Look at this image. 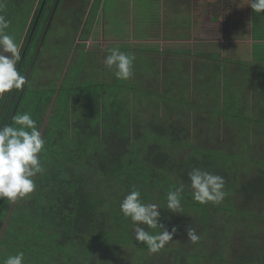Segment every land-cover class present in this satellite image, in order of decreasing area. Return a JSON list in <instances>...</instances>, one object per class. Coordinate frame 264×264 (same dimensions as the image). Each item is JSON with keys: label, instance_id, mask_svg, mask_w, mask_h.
Segmentation results:
<instances>
[{"label": "trees", "instance_id": "trees-1", "mask_svg": "<svg viewBox=\"0 0 264 264\" xmlns=\"http://www.w3.org/2000/svg\"><path fill=\"white\" fill-rule=\"evenodd\" d=\"M41 1L4 0L0 14L10 21L7 33L14 39L19 38L20 58ZM55 1L43 2L18 69L25 78ZM212 1L195 0L191 8L190 0L187 3L177 0L174 1L176 11L172 12H179L183 5L188 10L197 11L200 10L199 4L201 9L217 5L226 11L231 10L232 2L245 6V0ZM101 2L93 0L92 6L97 10ZM93 11L92 18L97 13ZM197 15L194 17L195 26L199 23ZM84 23L87 25V21ZM27 85L14 117L26 110V93L38 92L28 89ZM51 90L52 94L55 93V89ZM20 93L21 89L13 90L0 98V125L9 124ZM64 93V103L63 100L60 103L62 109V105L56 106L54 102L57 92L45 106L41 102L35 103L32 118L36 120L45 140L40 153L45 171L35 178L36 189L28 197L18 199L15 203L0 200V259L23 251L24 264H165L170 255L174 256L171 264H224L226 233L230 231L231 225L228 228L223 223L218 225L214 234L220 232V237L216 243H209L215 238L208 236L206 246L212 245L210 252H206L201 247L204 244H199V241L195 244L187 241V229L194 228L198 235V232L209 234L211 213L215 214L218 209L235 212L232 209L234 194H240L241 207H256L258 202L264 203V154L255 152L251 156L253 158L244 159L257 161V165L253 163L254 171L242 181L239 176L244 170L243 157L237 156L235 151L226 150L224 146L236 142L232 139L222 141L217 137L220 143H214L215 147L205 146L204 142L189 138L187 126L175 122L172 116L165 115L160 127L154 124L155 120L151 122L148 119L146 111L143 113L148 120L143 123L142 131L139 118L131 116L127 109L129 104L125 103L124 109L122 105L117 107V103H111L110 109L106 110L108 107L104 105L99 108L95 95L81 98L79 94ZM38 113L40 118L36 117ZM148 127L152 129L149 134ZM163 136L169 143L161 142ZM191 142H195V145ZM238 144L242 146L243 140L238 141ZM257 156L260 157L255 158ZM193 167L224 178L226 195L222 202L201 204L192 198L187 173ZM181 185V212L174 214L166 209V194L170 188ZM134 188L141 191L144 203H155L161 207L158 209V223L163 226V230L171 232L173 227L176 228L172 240L168 242L171 246L165 245L157 253L149 252L146 245L135 241L129 219L123 217L119 210L124 196ZM229 201L231 208L229 204L228 209L221 208ZM196 210L199 212L198 223L197 217L189 212ZM251 211L260 219L264 216V210L259 207L240 210L238 213L246 215L251 214ZM259 222L254 221L252 229L244 231L243 237L247 232L244 242H236L239 248L236 247L238 253L235 255V264H264V225L257 226ZM146 230L152 234L160 231L151 228ZM258 238L263 242L260 247L256 243ZM123 248L126 251L131 249L132 253L125 255Z\"/></svg>", "mask_w": 264, "mask_h": 264}, {"label": "rangeland", "instance_id": "rangeland-1", "mask_svg": "<svg viewBox=\"0 0 264 264\" xmlns=\"http://www.w3.org/2000/svg\"><path fill=\"white\" fill-rule=\"evenodd\" d=\"M184 1L187 3V0ZM193 1L195 0H190L189 2L191 8L194 6ZM163 2L164 0H102L100 6L96 10L95 7L92 6L93 0H62V2L56 7V13L37 55L38 59H36L33 66L31 77L29 76L30 80L28 79V85L26 83L28 89L37 90L38 92L26 93L28 106L24 113H29L33 116L35 103L41 102V105L45 106L50 97H52L53 100L56 92L58 96L54 99L55 105H62L60 103H62L63 96H65L64 92L68 91L75 95L79 94L81 98L84 95H95L98 98L96 100L100 105L99 108H102L104 105V107H108L106 110L110 109L111 103H117V107L122 105L124 109L126 108V104H129L127 109L130 110L131 116L139 118L142 131L144 130L142 125L148 119L151 122L155 120L156 122H154V124L161 127V121L168 112L169 104H166V99L161 97L165 95L164 93L157 96L159 93L158 69L160 67L158 66V61L160 56L159 54H155V58L154 55L149 52L154 51V48L152 45L147 44V40L156 39L159 43V40L164 38V36L178 35L181 33L180 29L176 28L177 25L172 24L173 19L169 20L168 15H165L166 11L165 13H162L161 10H165L161 9L164 8L162 6ZM230 5V11H234L236 14H233L232 16L229 15L228 20L231 22V24H229L231 27L236 26L240 20H245L250 12L253 11L247 5L242 6V3L232 2ZM237 5L242 7H238ZM91 6L92 10H90ZM199 6L200 10L198 11L188 10L186 5H183V8L180 9H184L190 17L199 13V19L201 17L202 22L207 13L203 11L204 8L201 9V4H199ZM155 7L157 11L156 9L153 10ZM93 10L97 11V13L92 18L95 13ZM166 10L170 11V8L167 7ZM152 13L159 16L162 21L157 22V24H150L149 19L150 14ZM85 21H87V25H85ZM165 25H167V27L163 28L162 26ZM133 26L135 27L130 29ZM152 26H155V28L152 29ZM189 29H191V27ZM85 30L89 31V33L85 32ZM138 35L140 43L136 44L138 42H136L133 37L138 40ZM83 39H86V41H82ZM15 40L17 42L19 38H16ZM179 40L180 39H175L173 43H178ZM131 45L133 46L129 48L128 46ZM113 48H118L122 52L135 56L132 65V76L128 80H117L113 75V70L107 69L104 66V57ZM167 48H170L169 45L163 48V50H166ZM101 52H103V54ZM35 53L36 49L34 50V55ZM214 57L218 58V55H215ZM168 62L169 64H173L175 61L169 60ZM260 64L263 63L259 62L254 64V66ZM206 65L210 67H219V63L215 61H210ZM263 69L264 65H262L260 69H254L255 73L251 76V79L256 86H258L257 80L259 81L260 77L263 75ZM240 73L242 77H248L246 72ZM210 74L214 77L212 80H214L217 85L220 81L218 72L215 71L214 73L213 71ZM227 78L228 77L226 76L225 79H221V90L216 89L217 93L221 94L220 101L223 98H227L229 91L237 85L236 78L229 81ZM246 82L247 80H244L245 84L248 83ZM225 84L226 87H224ZM149 87H151L152 90ZM51 89H55V93L52 94ZM256 92L258 96H264V88H261L260 91L257 89ZM100 93H102V97ZM204 93L210 98L212 107L219 105L220 101L215 95L210 93L207 89H204ZM243 93H245V90H243ZM246 95L248 98L249 95ZM185 96L189 98L187 91H185ZM244 102L245 104H249L250 97L246 101L245 95L241 96V99L238 95L231 99L228 98L227 101L221 105L222 112L216 114L217 116L222 115L224 117L223 123L227 126V129H229V131L227 130L229 135L224 136V141L231 139L236 141L235 143H232V145H224L225 149L237 152V156L243 157V160L253 158L251 156L255 155V152L258 154H264V138L260 135L259 137L256 135L251 136V125L255 123V119L252 117L253 115L251 113L249 114L247 110L241 108L240 105ZM182 104L184 103L182 102ZM174 106H176V104H174ZM47 107L50 108L49 106ZM62 108L63 105L60 106V109ZM139 110H141V113L146 111L148 119L145 118V113H143V115H140L141 113H139L138 115L137 112ZM41 111H44V109ZM39 113L36 117L40 118L41 115ZM256 113L260 115L259 112ZM48 115L49 114L47 113L46 117H48ZM228 119L236 120V122H238H235L237 129H233V126L230 123L231 120L229 121ZM247 119H251L252 121L250 122ZM131 123L132 121L129 122V124ZM262 127H264V125ZM255 128L256 127L253 129ZM145 129L147 130V128ZM257 130H260V125H257ZM147 131L149 134L152 132V129L148 127ZM237 134L241 138H239ZM152 139H154V137ZM240 140H243V145H236ZM161 142L165 144L166 142L169 143L168 139L164 136L161 138ZM192 144L195 145V142ZM212 144L213 143L208 142L204 145L215 147V145ZM168 150H170V148H168ZM258 157L260 156L255 158ZM242 163V168L244 170L241 172L239 179L243 181L254 171V164L257 165V161L253 162V160H244ZM233 196L232 209L236 213H228L218 209L219 211H216L215 214L211 213L210 215V217H212L210 221L212 226L209 228V234L202 235L201 232H198L200 236L199 244H204L201 247H203L206 252H210L212 250V245L206 246L208 236L212 235L215 238L209 243H216L220 237V232L214 234L218 229V225L223 223L227 225V228L228 225H231L230 231L226 233L227 245L224 248V264H235V255L238 253L236 247L239 248L237 243L238 241H245L244 237L246 239L247 232L244 234V237L243 233L245 230L249 231L252 229L251 226L254 225V221H260L257 226L264 225V216L261 217V220L257 215L253 214V211H251V214L246 215L238 213L240 210H250L257 207L264 210V203L261 204L258 202L256 207L255 205L241 207L240 194H234ZM228 204L229 208H231L230 201L225 204L226 206L221 208L228 209ZM189 212L190 215L197 217L198 223L199 212L197 210ZM248 234L249 236L251 235L249 232ZM261 241L262 240L258 238V241L256 242L257 246L260 247V245L263 244ZM166 246H171V243H167ZM217 246H219V244ZM122 251L125 255H130V253H132L131 249H127L126 251L123 248ZM173 259L174 256L170 255L165 264H171Z\"/></svg>", "mask_w": 264, "mask_h": 264}, {"label": "crops", "instance_id": "crops-1", "mask_svg": "<svg viewBox=\"0 0 264 264\" xmlns=\"http://www.w3.org/2000/svg\"><path fill=\"white\" fill-rule=\"evenodd\" d=\"M174 1L177 0H164L162 5L164 8L161 9L165 10L161 11L162 13L166 11L165 15H168L169 20L173 19L172 24L177 25L176 28L180 29L181 33L158 39L160 44L156 39L147 40V44L152 45L154 48V51L149 52L155 58V54L160 56L158 61L160 67L158 69L159 93L157 96L164 93L165 95L161 97L165 98L167 103L171 105L170 109L174 107L172 111L168 109L165 115H170L175 122L179 121L182 125L187 126L189 138L204 143L217 144L220 143L217 137L223 141L224 136L229 135V129L223 123L224 117L216 115L218 112H222L221 105L228 98L231 99L238 95L241 99V96L245 95V101L250 97V102L249 104L241 103L240 106L242 109L247 110L249 114L251 113L255 119V123L251 125V136L256 135L259 137L260 135L264 138V130H262L264 129L262 127L264 125V96H258L256 92L257 89L260 91L261 88H264V69L263 75L259 81L257 80L258 86L251 79L255 70L264 65V12L257 16L251 11L245 20L242 19L236 26L231 27L229 26L231 22L228 19L229 15H236L234 11H226L223 7L217 5L208 8L206 6L203 7V11L207 13L203 18L204 20H202L203 23L201 17L199 19L200 15H197L199 23L197 22L195 26L193 24L195 16L190 17L182 9L177 13L172 12L176 11ZM167 7L170 8V11L166 10ZM155 9L156 7L153 10ZM155 14H150V24H157V22L162 21ZM162 27L166 28L167 25ZM190 27L191 29H189ZM154 28L155 26H152V29ZM133 38L138 42L136 44L140 43L139 35L138 40L135 37ZM175 39L180 40L174 44ZM82 41H86V39ZM168 45L170 48L163 50ZM132 46L128 47L131 48ZM101 53L103 54V52ZM215 55H218V58H215ZM169 60L175 62L169 64ZM210 61L219 63V67L207 66L206 64ZM259 62L263 64L256 65L257 67L254 66ZM213 71L214 73L215 71L218 72L219 75L220 81L217 85L212 80L214 77L210 74ZM240 72H246L248 77H242ZM226 76L228 81L236 78L237 85L234 84L235 86L229 91L227 98L220 101L221 94H218L216 89L221 90V79H225ZM244 80H247L248 83L245 84ZM224 87H226V84ZM149 88L152 90L151 87ZM204 89H207L219 99V105L211 106L212 102L204 93ZM243 90H245V93H243ZM185 91H187L189 98L185 96ZM246 94L249 95L248 98ZM100 95L102 97V93ZM256 112H259L260 115ZM230 120L233 129H237L236 120ZM247 120L252 121L251 119ZM257 125H260V130H257ZM254 127L256 128L253 129Z\"/></svg>", "mask_w": 264, "mask_h": 264}, {"label": "clouds", "instance_id": "clouds-1", "mask_svg": "<svg viewBox=\"0 0 264 264\" xmlns=\"http://www.w3.org/2000/svg\"><path fill=\"white\" fill-rule=\"evenodd\" d=\"M257 16L264 12V0H245ZM238 7H242L237 5ZM4 8V0H0V13ZM10 21L0 14V98L13 90H20L26 83L25 76L18 70L20 59V45L13 36L7 33ZM135 56L111 49L104 57V66L113 70L117 80H128L132 76V65ZM45 140L41 131L29 113H22L13 118V123L0 125V200L15 203L24 199L36 189L38 174L45 169L41 164L40 153L44 149ZM192 198L201 204L209 202L219 204L223 201L225 181L220 175L204 169L193 167L187 173ZM183 185L170 188L166 194V209L172 213L181 212V193ZM155 203H144L141 191L134 188L124 196L119 205L123 217L128 218L137 243L147 246L151 253L159 252L172 240L176 228L172 231L163 230L158 218L160 209ZM146 228L159 229L152 234ZM200 240L194 228L187 229V241L195 244ZM25 254L18 251L15 255H8L0 259V264H24Z\"/></svg>", "mask_w": 264, "mask_h": 264}, {"label": "water", "instance_id": "water-1", "mask_svg": "<svg viewBox=\"0 0 264 264\" xmlns=\"http://www.w3.org/2000/svg\"><path fill=\"white\" fill-rule=\"evenodd\" d=\"M59 1H60V0H56L55 3H54L53 6H52L53 9H52V11H51V13H50V15H49V18H48V21H47L45 27H44V31H43V33H42L41 39H40L39 44H38V46H37L36 53H35V55H34V57H33V60H32V62H31V65H30V67H29V70H28V73H27V76H26V83L28 82L29 76H30V74H31V72H32L33 66H34V64H35V62H36V59H37V55H38V53H39V51H40V49H41V47H42V43H43L44 38H45V36H46V34H47V31H48V29H49V26L51 25V22H52V20H53L54 15H55V12H56V9H57L56 7H57V4L59 3ZM43 2H45V0L41 1L40 5H39L40 8H39V11H38L37 17H36V19H35V21H34V24H33L32 28H31V32H30L29 38H28V40H27V42H26L25 48L23 49V52H22L21 58H20V60H19V63H18V66H17L18 69H19V66H20V64H21V61H22V59H23V57H24V55H25V52H26L27 46H28L29 41H30V37L32 36V33L34 32V29H35V27H36V23H37L38 17H39V15H40L41 11H42V8H43V7H42V6H43ZM26 83H25V85H24V86L22 87V89H21V93H20V95H19V97H18V100H17V105H16V107H15V109H14L12 115H11V118H10L9 124L12 122V119H13V117H14L15 111H16L17 106H18V103H19V101H20V98H21L22 92H23L24 89H25Z\"/></svg>", "mask_w": 264, "mask_h": 264}, {"label": "flooded vegetation", "instance_id": "flooded-vegetation-1", "mask_svg": "<svg viewBox=\"0 0 264 264\" xmlns=\"http://www.w3.org/2000/svg\"><path fill=\"white\" fill-rule=\"evenodd\" d=\"M65 1V0H64ZM58 6V5H57ZM56 13V12H55ZM47 23V22H46Z\"/></svg>", "mask_w": 264, "mask_h": 264}]
</instances>
